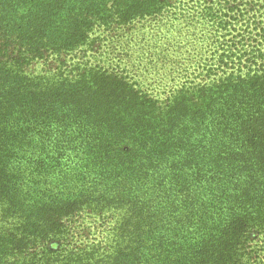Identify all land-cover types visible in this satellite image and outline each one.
Instances as JSON below:
<instances>
[{"label":"trees","instance_id":"trees-1","mask_svg":"<svg viewBox=\"0 0 264 264\" xmlns=\"http://www.w3.org/2000/svg\"><path fill=\"white\" fill-rule=\"evenodd\" d=\"M0 264H264V0H0Z\"/></svg>","mask_w":264,"mask_h":264},{"label":"rangeland","instance_id":"rangeland-1","mask_svg":"<svg viewBox=\"0 0 264 264\" xmlns=\"http://www.w3.org/2000/svg\"><path fill=\"white\" fill-rule=\"evenodd\" d=\"M182 5V4H181ZM173 22H183L182 19L179 18H175V17H171V16H167V17H158L155 19H148V20H143V23H146V28L143 30V32L147 33V37H151L150 34V30L152 29L154 31V33L157 32L158 37H161L164 40H168V37L171 36L174 37L176 36V30L172 29L170 30V23ZM150 24H154L156 25L154 26H150ZM149 35V36H148ZM173 35V36H172ZM179 42H181V44H185L186 43V39L184 38V40H178ZM100 44H102L100 42ZM104 45H106V42H103ZM98 45V43L96 44ZM187 49V46H183L181 48V54L179 56V61H184L183 63H186L188 57L185 58V53L184 51ZM148 53V52H147ZM150 57H146L145 59H143V63H150ZM176 57L174 55H170L169 57H167L165 60H168V65H171L170 63H173V60H175ZM152 60L155 61L156 57H152ZM48 63L50 66L55 65V60L54 59H50L48 60ZM44 64L39 63L36 66H32L33 70H36V72H38L39 70L42 69ZM48 65V66H49ZM160 72V73H159ZM174 75L173 72L169 71V69L167 70H162V71H154V72H147L145 74H143V76H145L147 79L150 80H155V79H166L170 81L171 76ZM160 89V88H159ZM157 90V89H156ZM155 90V91H156ZM159 91H162V89H160ZM104 221L103 219L99 220V218H95L91 215L88 214H82L79 216H76L73 219V233L75 236L76 240L84 241V242H93L95 240H100L103 236V233L105 231V225L103 224Z\"/></svg>","mask_w":264,"mask_h":264}]
</instances>
